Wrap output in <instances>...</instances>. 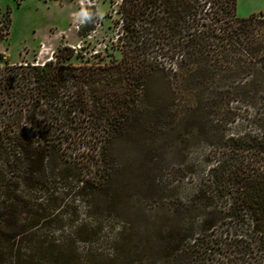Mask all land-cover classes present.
Masks as SVG:
<instances>
[{"label":"trees","instance_id":"obj_1","mask_svg":"<svg viewBox=\"0 0 264 264\" xmlns=\"http://www.w3.org/2000/svg\"><path fill=\"white\" fill-rule=\"evenodd\" d=\"M117 3L142 38L119 60L74 66L62 47L41 63L0 61V264H139L124 225L75 219V201L116 211L114 141L191 118L208 146L183 206L197 233L175 225L164 256L190 264L180 245L192 239L264 264V16H237L236 0ZM68 131L84 145L62 176L46 137Z\"/></svg>","mask_w":264,"mask_h":264},{"label":"rangeland","instance_id":"obj_2","mask_svg":"<svg viewBox=\"0 0 264 264\" xmlns=\"http://www.w3.org/2000/svg\"><path fill=\"white\" fill-rule=\"evenodd\" d=\"M117 2L0 0V61L41 63L54 59L62 47L69 50L61 56H69L61 57V62L74 66L119 60L122 51L140 47L142 38L134 24L122 21ZM81 9L88 13L83 22ZM252 14L264 16V0H236L237 16ZM158 57L170 61L167 55ZM147 125L161 131L120 136L113 143L116 169L111 186L117 210L106 209L105 201L95 199L87 207L76 199L75 219L90 222L99 218L104 227L124 225L129 247L141 257L139 264H168L163 235L187 221L192 223L194 235L197 233L199 216L193 212L185 215L183 206L198 187L201 166L207 167L203 159L208 146L200 140L199 124L193 118L168 122L165 128L158 123ZM70 133L61 138L46 137L54 145L57 173L62 176L72 170V155L84 145V138ZM64 222L56 228L69 229L76 223ZM75 245L78 250L87 247L84 241ZM180 248L187 250L190 264H237L229 250L210 243L184 239Z\"/></svg>","mask_w":264,"mask_h":264},{"label":"clouds","instance_id":"obj_3","mask_svg":"<svg viewBox=\"0 0 264 264\" xmlns=\"http://www.w3.org/2000/svg\"><path fill=\"white\" fill-rule=\"evenodd\" d=\"M80 14H81V17H82L81 22H83L84 18L88 16V13L85 12L83 9H81V13Z\"/></svg>","mask_w":264,"mask_h":264}]
</instances>
